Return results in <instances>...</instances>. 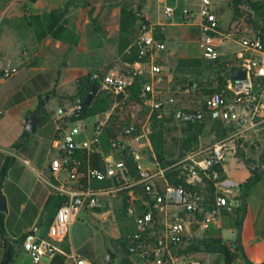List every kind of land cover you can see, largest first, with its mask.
I'll list each match as a JSON object with an SVG mask.
<instances>
[{
	"label": "built area",
	"instance_id": "built-area-1",
	"mask_svg": "<svg viewBox=\"0 0 264 264\" xmlns=\"http://www.w3.org/2000/svg\"><path fill=\"white\" fill-rule=\"evenodd\" d=\"M134 12L137 62L145 67L149 78L138 87L136 98L131 99L132 83L127 76L93 72L92 79L99 81L98 90L112 94L114 100L89 126L82 124L91 116L85 115L80 97L68 107L57 109L58 137L56 146L52 145L57 155L51 159L49 170L62 174V178L46 183L61 198V204L48 227V240L26 238L21 243L34 264L56 255L64 258L62 264H93L71 249L64 251L60 244L68 243L71 226L80 215L87 216L107 206H116L122 214L127 228L122 243L141 264H201L175 257L172 252L192 239L189 234L193 226L201 234L220 228L215 209L240 205L241 183L225 174L229 156L236 149L230 141L264 131V45L259 32L237 26L221 31L211 0H200L201 58L214 63L222 57L217 42H237L240 49L228 59L232 61L228 68H234L229 75L245 70V77L231 81L229 76L224 88L207 95L200 107L184 108L155 93V85L162 82L163 76L156 54L165 50L156 36L163 33L164 25L148 23L143 8ZM163 16L165 23L173 22L175 9L165 5ZM192 18L189 11L181 14L183 23ZM138 71L144 72L139 68ZM17 72V68L0 59L1 78L10 79ZM217 86L216 82L215 89ZM194 90L196 84L185 85L186 92ZM2 114L0 111V118ZM206 120L223 126L230 124L233 130L213 143L188 151L169 165L165 162L161 166L156 161L151 143L154 124L170 121L177 128H195ZM94 154L100 156V169L92 165ZM170 171L179 175L169 180L166 174ZM177 178L183 183H177ZM93 181H108L109 185L94 188ZM207 187L211 188L208 194ZM209 204L215 209L207 210Z\"/></svg>",
	"mask_w": 264,
	"mask_h": 264
},
{
	"label": "crops",
	"instance_id": "crops-1",
	"mask_svg": "<svg viewBox=\"0 0 264 264\" xmlns=\"http://www.w3.org/2000/svg\"><path fill=\"white\" fill-rule=\"evenodd\" d=\"M120 1L0 0V59L18 70L10 79L0 77V111L3 112L0 118V171L3 164L12 159L6 176L0 179L1 193L6 205V211L3 213L6 232L4 237L13 245L10 264H15L21 256L30 260L28 253L21 247L23 237L29 235V238L48 240V227L61 204V198L51 191L46 181L54 183L57 178H62V174H52L49 170L51 159L57 155V150L52 147L56 146L58 137L55 114L59 107H68L76 99L78 87L75 76L94 70L104 74L127 76L132 83L130 91L134 82H140V86L149 78L148 71H144L145 67L139 62L130 63L126 60L130 47L122 54L118 52ZM138 2L140 9L143 8L147 12L148 23L164 25L162 42L165 50L156 54L163 68V76L162 82L155 85V93L162 100L173 101L177 106L200 107L207 96L205 92L214 87L204 89L190 79L186 84H196L197 90L186 92L184 83L191 73L177 67L180 59H202L198 45L200 0H135V4ZM105 3L115 4L116 8L112 10L108 6L105 7ZM165 5L175 9L173 22L164 21ZM212 8L218 16L221 31L233 26L245 30L253 29V25L244 18L233 20L231 0H221L219 4L212 2ZM242 8L247 7L243 4ZM135 10H138L136 6L133 7V11ZM183 11L193 14L189 22H182ZM248 11L251 12L249 8ZM230 42L238 45L237 42ZM221 44L222 42H217L222 57L231 58L239 50L228 54L221 51ZM56 61L65 62L58 65ZM138 68L144 72L139 73ZM71 69H74L75 73L70 74ZM203 80L206 81L204 78ZM129 93V98H136L132 91ZM35 101L36 108H33ZM51 103H54L55 107L49 110ZM27 104L34 110L27 112L24 109ZM34 112L39 122L35 133H30L25 130L24 125ZM100 114L102 113L98 115ZM96 116L86 118L82 124L89 126ZM240 149L237 147L236 151ZM92 184L93 182L91 186ZM246 203L247 211L240 243L250 263H264V172L248 191ZM232 206L239 208L238 204H231L230 207ZM206 209L215 208L209 204ZM223 209H215L220 228H212L209 232L201 234L193 226L189 234L192 239L185 240L174 249L173 255L198 260L201 264H224L220 254L184 251L191 241L207 237L221 239L231 245L232 251L237 249L235 240L226 241L221 237L220 215ZM231 215L235 217V222L230 233L234 234L242 211H235ZM88 216L89 214L85 217ZM76 223L77 221L71 228ZM60 246L66 252L71 249L81 254L93 264L119 262L92 261L93 247L81 251L79 246H74L71 235L68 243H61ZM5 250L0 235V259L3 258ZM215 256L220 260L214 258ZM128 258L132 264H141L136 256L129 255ZM63 259L61 255H56L45 258L46 262L43 264H62ZM232 264H247L239 250Z\"/></svg>",
	"mask_w": 264,
	"mask_h": 264
},
{
	"label": "trees",
	"instance_id": "trees-1",
	"mask_svg": "<svg viewBox=\"0 0 264 264\" xmlns=\"http://www.w3.org/2000/svg\"><path fill=\"white\" fill-rule=\"evenodd\" d=\"M33 1L34 0H31V2ZM231 2L233 8V20L236 21L244 18L248 23H251L253 25V29L255 30V32H259V36L264 45V1L252 2L250 0H231ZM139 3L140 2L135 4V0L120 1L121 10L119 15L118 52L119 54H122L125 49L130 47V54L126 59L130 63H134L138 61L134 47V43L136 41V36H137V29H136L137 17L135 15V12L133 11V7L136 6V8L139 10L141 8V5ZM243 4L247 5L248 8L251 10V12L243 11L242 10ZM156 39L160 41L163 40L162 32L156 36ZM228 59L229 58L227 57H220L218 61L211 64L218 70V74H219L217 81L218 86L217 89H211L209 91H206L205 93L207 95H211L214 92L221 90L226 85V81L227 79H229L230 76L229 75L230 71L234 70V68L233 69L228 68L229 63L232 62L231 60ZM203 62L204 61L202 59H180L178 60L177 67L179 69H185L187 70V72L191 74L198 75L200 71V70L198 71V69L203 65ZM95 71L99 72V70H94L86 73H80V74L78 73L75 76V81L78 87L76 94L78 97H80L83 103L86 116H93V115H98L99 113H103L104 111H106V109L109 108L110 104L114 100L112 94L98 90L99 81L92 79V74ZM139 84L140 82L138 81L134 82L133 86L131 87V91L134 96L137 91V88L139 87ZM40 101L42 104L43 100L41 99ZM204 122L195 128L193 126L182 127L181 129L183 133L187 134L191 132V134H189V137L187 138H180L179 135L177 134L179 129L170 121H167L166 124H160L158 126L157 125L154 126L151 135V143L156 161L159 162L161 166H164V163L166 161L173 162L176 159L184 157L185 154L187 153L184 151L187 145H192V148H196V145L198 144V135L201 129L203 128V126L205 125ZM211 123H212V130L216 138H223L228 134V132H231L233 130L230 124H228L227 126L229 127H227V126H223V124L219 122H211ZM241 142H242L241 140L238 141V143ZM103 150L107 152L108 148L103 147ZM236 155H242V152L239 151ZM11 161L12 159H8L3 164L0 171V179H3L6 176ZM92 165L99 169L102 168V164L100 162V156L98 154H94L92 156ZM262 166H264V159H262V161L258 164V166L255 169H252L250 171L248 178L241 184V189L253 177L256 171ZM178 175L179 172L176 171L174 172L170 171L167 172L166 174L169 180H173V178ZM181 178L185 179V181L187 180L186 177H184L183 175H181ZM260 178L261 176L248 187L247 193L250 190V188L259 181ZM182 179L177 178L176 182L183 183ZM108 185H109L108 181H93L92 184L94 188L106 187ZM209 189H210L209 192H211V188ZM235 211L236 213L238 211L241 212L242 206H240ZM5 234L6 232L4 228V214L0 213V235L4 241V247L6 248L8 242L4 237ZM29 237H30L29 235L27 237H23L22 241L24 238H29ZM121 250L124 253V256L118 262V264H132L128 258L129 254L126 251V246L124 244L121 245ZM184 251L186 252L201 251L207 253L220 254L223 257L224 264H232L236 259L238 253V249L232 251L231 245L223 242L221 239L209 238V237L191 241L189 244H187V248ZM250 264H255V263H250ZM260 264H264V263H260Z\"/></svg>",
	"mask_w": 264,
	"mask_h": 264
},
{
	"label": "rangeland",
	"instance_id": "rangeland-1",
	"mask_svg": "<svg viewBox=\"0 0 264 264\" xmlns=\"http://www.w3.org/2000/svg\"><path fill=\"white\" fill-rule=\"evenodd\" d=\"M213 3L219 4L221 0H211ZM111 2V0H109ZM105 7H109L110 9L116 8L115 4L112 3H105ZM247 8H242L243 11H248ZM243 22V20H242ZM224 23V22H223ZM240 25V24H239ZM239 27V26H238ZM240 30H244L239 28ZM230 28L227 30L229 31ZM251 31H255L254 29H249ZM222 48L221 51L226 52L228 54L236 52L240 47L232 42H224L221 44ZM58 65H62L65 61H56ZM212 63H208L206 61L203 62V65L198 69L199 74L195 77L193 75H189L186 78V84L188 80L192 79L194 82H197L204 87V89H210L216 87V82L218 81V70L211 65ZM70 74L75 73L74 69L69 70ZM220 73V72H219ZM204 75V77H202ZM204 79L206 81L204 82ZM201 97V96H200ZM35 105L33 108H36V101L34 102ZM198 106V105H197ZM55 107L54 103H51L48 107L49 110ZM24 109L28 112L34 109H31L30 105H25ZM210 121L204 122V126L201 129L198 135V146L208 145L213 143L216 140L221 138H216L213 130H212V123ZM156 125H153V128ZM152 128V131H153ZM157 128V127H156ZM182 127H178V135L180 138H187L189 137L190 133H183ZM264 131L259 133H247L244 136H240L238 138L233 139L230 141V145L232 147L237 148L240 147V151L242 155H236L238 152L233 150L229 156V161L226 165V175L229 178H233L239 181L241 184L246 180V177L249 176L250 171L255 169L258 164L264 159ZM241 140V143L238 141ZM192 145H187L184 149L185 152L192 150ZM100 187L99 189H102ZM207 194L210 193V189L207 187L206 189ZM100 202L103 203V199H100ZM242 206L241 203L239 207ZM238 208L236 206H232ZM100 212V213H99ZM222 229H221V237L226 240H235L236 238V231L234 234L230 233L231 227L235 222V217L231 215L228 209L224 208L220 215ZM71 239L73 241L74 246L80 248L81 251H85L87 247H93L94 257L92 259L95 261H104L106 251L109 249L115 255V261H120L124 256V253L121 250L122 239L127 232V228L125 226V221L121 213L117 210L116 206H107L105 209H101L100 211H95L90 213L88 217L80 215L78 217L77 223L71 228L70 231ZM90 256V255H87ZM91 257V256H90ZM23 258V259H22ZM214 258H220L215 256ZM2 259H0L1 262ZM15 262V261H14ZM46 260L43 259L41 263H45ZM15 264H34L30 260L24 256H21L20 259L16 261Z\"/></svg>",
	"mask_w": 264,
	"mask_h": 264
},
{
	"label": "water",
	"instance_id": "water-1",
	"mask_svg": "<svg viewBox=\"0 0 264 264\" xmlns=\"http://www.w3.org/2000/svg\"><path fill=\"white\" fill-rule=\"evenodd\" d=\"M244 77H245V70H239L236 74H231L230 79L231 81L243 80ZM38 122H39V118L37 117L36 112L32 113V115L28 118V120L26 121L24 125L25 130H27L30 133H35ZM169 163L170 161H166V165H169ZM263 172H264V166L260 167L256 171L253 177L241 189V194H240V203L242 205V215H241V219L237 226L236 238H235L234 244L236 245L237 249L240 251L241 256L244 258L247 264H250V262L245 257L243 248L240 243L243 221H244L246 211H247V203H246L247 189L251 184H253L262 175ZM227 209L232 214L235 213V209L233 207L228 206ZM5 211H6L5 198L3 197L1 193V181H0V213H5ZM12 247H13L12 243L8 242L0 264H10L12 260V254H11ZM115 259H116V255L111 250L108 249L106 251L105 258H104L105 262L114 263Z\"/></svg>",
	"mask_w": 264,
	"mask_h": 264
}]
</instances>
